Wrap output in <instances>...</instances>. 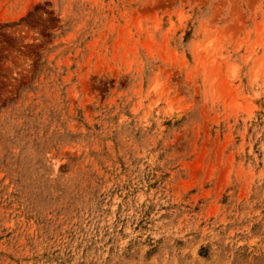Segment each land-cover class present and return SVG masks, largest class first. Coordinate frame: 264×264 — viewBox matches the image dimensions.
<instances>
[{
  "label": "rangeland",
  "instance_id": "obj_1",
  "mask_svg": "<svg viewBox=\"0 0 264 264\" xmlns=\"http://www.w3.org/2000/svg\"><path fill=\"white\" fill-rule=\"evenodd\" d=\"M0 264H264V0H0Z\"/></svg>",
  "mask_w": 264,
  "mask_h": 264
}]
</instances>
